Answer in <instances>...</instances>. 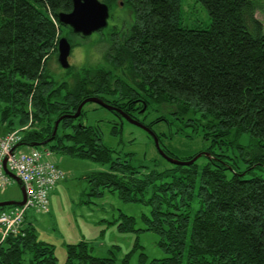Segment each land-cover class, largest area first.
I'll return each instance as SVG.
<instances>
[{
    "label": "trees",
    "instance_id": "obj_1",
    "mask_svg": "<svg viewBox=\"0 0 264 264\" xmlns=\"http://www.w3.org/2000/svg\"><path fill=\"white\" fill-rule=\"evenodd\" d=\"M102 1L109 12L120 3L127 10V18L103 36V63L69 65L56 79L46 61L56 53L57 38L71 30L56 17L71 8V0H0L4 131L30 119L16 147L107 162L106 170L84 174L86 194L108 191L122 201L147 204L144 228L158 234V245L167 252L148 260L139 252L138 264H264V27L255 16L261 0H197L206 17L192 21L185 20L181 0ZM89 96L143 123L165 154L187 160L200 153L203 161L165 159L162 167L142 169L111 157L97 126L81 123L83 106L76 117L69 115ZM149 108L157 114L144 123L138 114ZM165 114L191 126V133L200 130L205 149L185 157L166 149L163 132L151 128L166 121ZM242 132L250 144L236 141ZM228 144L238 149L236 156L222 149ZM24 216L18 230L0 240V264H54L53 244L38 240ZM119 218L118 230L134 229L131 215L119 212ZM113 262L112 251L94 255L83 239L64 244L63 264Z\"/></svg>",
    "mask_w": 264,
    "mask_h": 264
},
{
    "label": "rangeland",
    "instance_id": "obj_2",
    "mask_svg": "<svg viewBox=\"0 0 264 264\" xmlns=\"http://www.w3.org/2000/svg\"><path fill=\"white\" fill-rule=\"evenodd\" d=\"M181 1L182 8L186 13L184 15L186 21L205 19L206 12L199 1ZM260 5L255 11V16L262 20L264 27V0H261ZM126 11L121 3L111 8L106 26L101 31L95 30L86 36L66 28L65 35H63L71 44L67 55L69 65L77 67L102 64V53L106 44L103 36L106 35L105 32L109 30L111 24L118 25L123 18H127ZM103 33L104 35H102ZM56 54L53 52L49 54L46 67L54 78L61 79L64 76V68L59 65ZM1 106L2 102L0 101ZM82 106L84 112L80 118L81 123L97 126L101 142L111 149V157L118 155L121 158H127L131 164L141 166L142 169L152 166L159 168L167 164V161L155 149L152 137L143 128L128 122L116 112L96 102L86 101ZM165 110H168L167 106L162 107V111ZM147 111L144 112V115H142V111L138 114L144 123L153 119L157 114V110L154 108H149ZM165 119L166 121L160 120L152 123L151 128L157 133L163 132L164 135L160 134L161 144L172 154L177 157H185L205 149L207 142L201 138L200 130L191 133V126L182 125L179 119L172 118L169 114H165ZM23 124H28L27 127H29L30 119L13 128H18ZM112 127H114V131H112ZM177 127L181 131L175 132ZM2 131H4V125L0 120V134ZM184 133L188 135L186 136ZM236 141L242 145L252 142L246 132L236 136ZM227 146L222 145V149L231 157L236 156L238 149L229 144ZM21 147L26 148V146ZM215 151L217 152V148ZM49 158L57 164L63 176L48 191V210L36 211L33 208H28L24 217L34 227L38 240L53 244L56 256L54 264H63L64 244L79 239L88 243L90 252L94 255H106L112 251L113 264H122L124 255H127V264H138L139 252L145 254V260L167 255V252L158 245V234L144 228L141 214L148 212L147 204L122 201L114 192L108 191L99 196L86 194L88 186L84 174L106 170L107 162H98L57 152H52ZM197 160L202 162V156H198ZM9 199H21L19 184L13 178L9 184L0 187V200ZM195 207L196 202L193 201L190 210L193 211ZM119 212L134 218V229L123 231L117 229L116 225L120 220Z\"/></svg>",
    "mask_w": 264,
    "mask_h": 264
},
{
    "label": "built area",
    "instance_id": "obj_3",
    "mask_svg": "<svg viewBox=\"0 0 264 264\" xmlns=\"http://www.w3.org/2000/svg\"><path fill=\"white\" fill-rule=\"evenodd\" d=\"M27 125L23 124L0 134V187L12 181L5 172L4 165L17 177L24 191V201L21 204H14L0 211V240L6 234L18 230L26 209L48 210V191L63 176L57 164L49 158L52 153L49 149L14 146Z\"/></svg>",
    "mask_w": 264,
    "mask_h": 264
},
{
    "label": "water",
    "instance_id": "obj_4",
    "mask_svg": "<svg viewBox=\"0 0 264 264\" xmlns=\"http://www.w3.org/2000/svg\"><path fill=\"white\" fill-rule=\"evenodd\" d=\"M109 15V10L107 4L102 0H71V8L68 11H59L56 14L57 20L59 23L63 25H68L72 32L79 33L83 36L89 35L91 32L95 30L102 29L107 24V17ZM70 50V43L67 40V38L64 35H61L57 38L56 41V58L59 63V65L62 68H67L69 66V63L67 61V55ZM86 101H93L97 104L111 109L108 104H106L104 101H102L101 98L97 96H89L83 98L78 105L76 106V109L73 113L69 114L72 117H76L79 112L80 108ZM121 117L125 118L128 122H131L141 128H143L148 135L152 137L153 144L157 152L160 156H162L164 159H166L170 163L174 164H189L191 163L200 153H197L193 155L191 158L187 160H180L175 157L169 156L165 154L162 149L160 148L158 139L156 135L153 133L152 130H150L148 127H146L143 123L138 121L137 119L123 113L119 112ZM61 116L55 119L53 128H52V135L56 129L57 122ZM51 135V136H52ZM37 143H30V145H36ZM17 143L14 144L16 146ZM207 155L206 152H203ZM5 172L15 179L20 187L21 192V199L20 200H0V206L2 205H10V204H21L24 201V191L22 185L19 183L17 177L8 171L6 167L3 165Z\"/></svg>",
    "mask_w": 264,
    "mask_h": 264
},
{
    "label": "crops",
    "instance_id": "obj_5",
    "mask_svg": "<svg viewBox=\"0 0 264 264\" xmlns=\"http://www.w3.org/2000/svg\"><path fill=\"white\" fill-rule=\"evenodd\" d=\"M2 133H3V131H2Z\"/></svg>",
    "mask_w": 264,
    "mask_h": 264
}]
</instances>
